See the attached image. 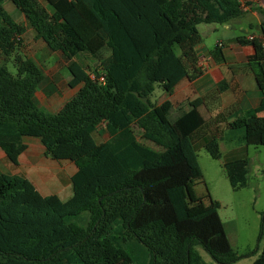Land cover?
Here are the masks:
<instances>
[{
  "label": "trees",
  "instance_id": "obj_1",
  "mask_svg": "<svg viewBox=\"0 0 264 264\" xmlns=\"http://www.w3.org/2000/svg\"><path fill=\"white\" fill-rule=\"evenodd\" d=\"M15 5L51 52L61 55L81 85L56 113L42 110L35 94L45 74L23 50L26 26L3 9ZM253 0H0V149L17 166L25 139L45 155L70 161L73 194L66 201L42 196L26 177L0 173V264H234L259 253L264 264V212L256 246L238 254L231 246L218 202L197 197L196 144L221 158L219 117L205 119L203 99L172 118L173 104L152 102L157 85L171 95L183 80L201 74L198 26L226 24L254 8ZM262 38L239 37L254 53L247 63L263 93L256 108L235 112L227 135L264 146V10ZM178 47L179 52L176 51ZM222 43L213 51L222 55ZM98 64L97 79L76 59ZM13 58L16 72L7 67ZM104 77V82L98 78ZM219 90L228 86L223 82ZM136 124L141 141L132 131ZM104 126L110 139L97 142ZM239 129L238 131H235ZM224 171L233 190L248 186L249 162L237 156Z\"/></svg>",
  "mask_w": 264,
  "mask_h": 264
},
{
  "label": "crops",
  "instance_id": "obj_2",
  "mask_svg": "<svg viewBox=\"0 0 264 264\" xmlns=\"http://www.w3.org/2000/svg\"><path fill=\"white\" fill-rule=\"evenodd\" d=\"M253 2L254 8L249 9L240 18H235L226 24H206L208 27L204 34L201 33L199 25L198 30L201 34V42L196 46V51L199 56L198 67L201 70V74L193 80L183 79L176 86L171 95H167L157 85L159 88L158 92L156 87L155 92L151 96L152 102L157 104L169 100L173 104L171 116L173 115V111H176L177 113L175 116L173 115L174 118L177 117L182 110H188V103L190 101L202 98L203 105L199 108L202 116L205 119H215L219 117L223 120L219 127V130L222 131V134L219 137V142H221L222 139H224V136L227 135V123L231 120V117L235 112L239 109L248 110L256 108L263 98V93L258 88L256 78L247 63L248 57L254 53V47L251 44H241L237 41V38L239 37L250 38L251 36H254L256 38H262L261 23L263 15L257 10V8L264 10V0H253ZM250 14L256 18V22H249L248 29H244L243 27L242 31L244 34L238 35L235 31L237 26H242V22H244L243 20H245ZM22 23L26 26V34L30 32L31 35L28 39L26 36L24 37L26 47H40L46 55H53L60 60L61 55H58L56 52H51L45 42L41 39H35L36 32L33 31L34 29L29 25L25 17L23 18ZM251 29L255 32H249ZM218 43L223 44V47H221L222 55L215 58L213 56V51ZM30 57L33 58L45 74L46 78L42 83L43 85L48 80L46 69L38 62L36 55ZM78 58L76 61L80 62ZM64 65L66 67V63ZM56 75H58L56 76V80H60L61 84L66 85L67 90H65L64 94L60 93L58 89L53 93L51 92L52 96L49 98L50 101L43 106H40L36 101V96L42 87L41 85L35 94V101L37 105L43 109L49 110L56 106L62 107L68 100L76 95L81 87V85L75 88L69 86L68 83L71 79L70 75L65 77L62 75V72L59 74L56 73ZM223 82L227 83L228 86L225 90H219L218 85ZM156 94H158L157 98L161 96L163 100L159 101L158 99H153ZM260 115L264 116V112L260 113ZM134 127L138 128L140 135L143 136L144 131L136 124L132 126V131ZM134 134L138 138L136 132ZM107 137L106 141L110 139L108 132ZM25 143L28 148L19 157V164L17 166L11 164L7 160L4 152L0 149V169L3 171H0V173L7 175H20L28 178L42 196L57 195L61 200L63 197H68L71 193V177L77 170L75 164L70 161H56L46 157L45 149L37 139L27 138L25 139ZM67 162L71 165L68 173L61 170L63 168L62 164H66ZM49 190H52V193H48ZM63 190H66V193L63 192ZM223 223L228 235L226 224L224 221ZM261 243L260 248L264 246V242ZM235 251L238 254L247 253L239 252L238 250ZM259 254L260 251L258 254L243 258L234 264H253Z\"/></svg>",
  "mask_w": 264,
  "mask_h": 264
},
{
  "label": "rangeland",
  "instance_id": "obj_3",
  "mask_svg": "<svg viewBox=\"0 0 264 264\" xmlns=\"http://www.w3.org/2000/svg\"><path fill=\"white\" fill-rule=\"evenodd\" d=\"M2 7L13 18V20L18 23L23 22L24 15L10 1L3 2ZM243 21L244 22H242V26H237L235 30L238 35L244 34L242 31L243 27L244 29H248V23L256 22V18L250 14ZM207 27L208 26L206 24H201L199 26L202 34H204ZM249 32L252 33L255 31L251 29ZM25 36L27 39L30 38V32ZM23 51L30 56L36 55V59L43 67H45L46 74L48 76L47 82L44 83L38 91L36 96L37 103L40 106H43L49 102V98H51L52 93L57 89L60 91V93L64 94L65 90H67V87L64 84H61L60 80H56V76H58L56 73L59 74L62 72V75L65 77L70 75V72L64 65L66 62H64L61 57L60 60H58L53 55H46V53L42 51L40 47L28 48L27 46ZM176 51L179 52L178 47H176ZM12 59L13 58L11 57V60L7 61V67L11 72L15 73L16 68ZM78 59L88 72H97L98 64L92 57L85 55L80 56ZM4 63V56L0 53V64ZM159 88L157 86V92ZM157 97L158 94H156L153 99H158L159 101L163 100L161 96L159 98ZM40 108L45 112L53 114L59 111L62 107L56 106L49 110L43 109L42 107ZM176 114V111H173V115L175 116ZM173 115L171 116L172 118H174ZM238 130L239 129H236L235 131ZM133 131L134 133L136 132L139 141L155 149H160L153 143L143 139L138 131V128L134 127ZM237 135L236 137L232 138H230L229 135H225L224 139L219 142V149L221 152L220 159L212 158L200 142L196 144V160L200 176L195 180L194 189L197 197L200 199L203 205L209 206L215 202L219 203V212L226 224L228 237L230 239L229 241L232 248L238 250L239 252H248L256 246L263 222L264 146L251 144L247 145L245 142H241ZM95 138L97 142L106 141L108 137L106 129L103 126L95 135ZM239 155L240 157L246 158L249 162L248 186L240 190H233L224 171L223 165L227 160L235 158ZM62 166L63 168L61 170L64 172L68 173L70 171V163L67 162L66 164H62ZM0 171H2V169H0ZM72 190V186H70V195L68 197H63L62 200H67L70 198L72 196ZM65 191L66 190H63V192ZM48 193H52V190H49ZM262 242H264V234L262 237ZM261 244L262 243H260V247ZM196 249L208 264H217L201 246H197Z\"/></svg>",
  "mask_w": 264,
  "mask_h": 264
},
{
  "label": "built area",
  "instance_id": "obj_4",
  "mask_svg": "<svg viewBox=\"0 0 264 264\" xmlns=\"http://www.w3.org/2000/svg\"><path fill=\"white\" fill-rule=\"evenodd\" d=\"M250 38L252 39V37H250ZM89 76H90L91 79H97V76H96L95 73H91V72H89ZM98 80H99L100 82H104V77L102 76V77L98 78Z\"/></svg>",
  "mask_w": 264,
  "mask_h": 264
}]
</instances>
